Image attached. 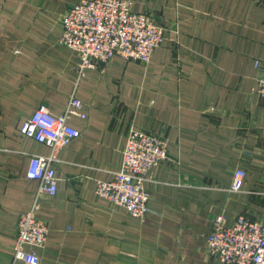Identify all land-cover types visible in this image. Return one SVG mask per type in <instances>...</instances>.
<instances>
[{"label":"crops","instance_id":"0c3cea01","mask_svg":"<svg viewBox=\"0 0 264 264\" xmlns=\"http://www.w3.org/2000/svg\"><path fill=\"white\" fill-rule=\"evenodd\" d=\"M80 0H0V264L13 263L15 225L38 188L32 155L53 156L56 192L37 212V264H222L205 249L212 220L264 223V0H131L163 27L147 65L115 55L77 78V53L58 43L61 15ZM80 131L66 147L20 133L40 106ZM162 135L170 159L145 183L149 211L133 217L100 197L120 166L128 131ZM244 172L232 191L234 171Z\"/></svg>","mask_w":264,"mask_h":264},{"label":"built area","instance_id":"2783aa9c","mask_svg":"<svg viewBox=\"0 0 264 264\" xmlns=\"http://www.w3.org/2000/svg\"><path fill=\"white\" fill-rule=\"evenodd\" d=\"M131 0H80L60 17L62 34L58 43L74 50L79 58L77 78L86 71L106 63L118 55L126 60L147 65L153 50L164 39L163 27L153 23L147 13L132 10ZM258 71L255 91L264 96V61L254 60ZM82 101L71 95L62 114H52L40 105L19 128L21 134L52 148L66 147L79 137L80 131L68 123L72 115L84 118L80 111ZM120 166L113 171L112 179L99 180L96 193L113 207H122L133 217L143 218L149 211V194L145 183L151 170L170 159L167 143L160 134L131 128L122 147ZM53 156L32 155L26 173L37 181L38 188L29 211L22 214L15 225L13 263L17 260L37 264L38 255L33 248L45 245L48 227L38 217L43 196L56 192L57 177ZM244 172L234 171L232 191L242 185ZM224 216L217 215L206 235L207 255L222 264H264V223L237 215L229 226L223 225Z\"/></svg>","mask_w":264,"mask_h":264}]
</instances>
